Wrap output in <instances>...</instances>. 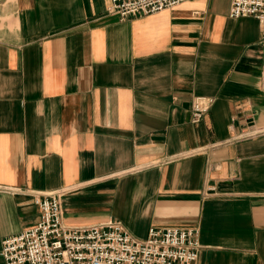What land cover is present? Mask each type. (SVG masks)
<instances>
[{
    "label": "crops",
    "instance_id": "1",
    "mask_svg": "<svg viewBox=\"0 0 264 264\" xmlns=\"http://www.w3.org/2000/svg\"><path fill=\"white\" fill-rule=\"evenodd\" d=\"M108 2L0 0V248L61 192L69 226L198 227L196 264H264L258 19ZM196 94L213 101L193 123Z\"/></svg>",
    "mask_w": 264,
    "mask_h": 264
},
{
    "label": "built area",
    "instance_id": "2",
    "mask_svg": "<svg viewBox=\"0 0 264 264\" xmlns=\"http://www.w3.org/2000/svg\"><path fill=\"white\" fill-rule=\"evenodd\" d=\"M183 0H109L107 10L121 18L173 7ZM253 15L260 24L264 58V0H230L229 15ZM260 85L264 89V68ZM213 97L193 95L190 119H202ZM61 192L35 193L38 221L1 241L4 264H196L201 247L198 227H150L133 237L120 221L69 226L63 221Z\"/></svg>",
    "mask_w": 264,
    "mask_h": 264
}]
</instances>
